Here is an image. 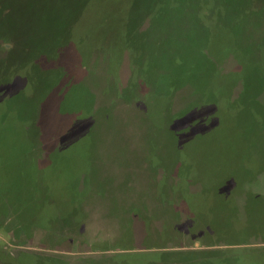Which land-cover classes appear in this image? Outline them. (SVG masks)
<instances>
[{"label": "rangeland", "instance_id": "1", "mask_svg": "<svg viewBox=\"0 0 264 264\" xmlns=\"http://www.w3.org/2000/svg\"><path fill=\"white\" fill-rule=\"evenodd\" d=\"M264 264V0H0V264Z\"/></svg>", "mask_w": 264, "mask_h": 264}, {"label": "crops", "instance_id": "2", "mask_svg": "<svg viewBox=\"0 0 264 264\" xmlns=\"http://www.w3.org/2000/svg\"><path fill=\"white\" fill-rule=\"evenodd\" d=\"M32 260L30 256L24 255L16 258L15 264H30Z\"/></svg>", "mask_w": 264, "mask_h": 264}, {"label": "trees", "instance_id": "3", "mask_svg": "<svg viewBox=\"0 0 264 264\" xmlns=\"http://www.w3.org/2000/svg\"><path fill=\"white\" fill-rule=\"evenodd\" d=\"M145 263H146V262H145ZM145 263H144V264H145ZM138 264H140V263H138ZM141 264H142V263H141ZM147 264H156V262H151V263H147Z\"/></svg>", "mask_w": 264, "mask_h": 264}]
</instances>
